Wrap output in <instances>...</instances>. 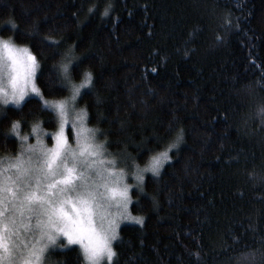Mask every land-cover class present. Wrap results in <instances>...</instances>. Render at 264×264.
<instances>
[{"label":"trees","instance_id":"trees-1","mask_svg":"<svg viewBox=\"0 0 264 264\" xmlns=\"http://www.w3.org/2000/svg\"><path fill=\"white\" fill-rule=\"evenodd\" d=\"M0 34L37 57L47 99L70 88L44 38L60 40V51L75 46L79 73L91 71L94 83L79 106L123 163L143 166L183 129L171 162L131 189L130 211L144 222L120 224L111 264H240L249 252L264 264V181L249 177L264 174V0H0ZM54 117L34 95L0 101V157L22 148L13 120L27 143L39 122L48 145ZM46 264L88 261L72 244L50 249Z\"/></svg>","mask_w":264,"mask_h":264},{"label":"snow or ice","instance_id":"snow-or-ice-1","mask_svg":"<svg viewBox=\"0 0 264 264\" xmlns=\"http://www.w3.org/2000/svg\"><path fill=\"white\" fill-rule=\"evenodd\" d=\"M94 8L95 5L90 7L89 12ZM110 11L109 4L102 15L107 16ZM224 26L233 25L225 21ZM44 39L57 49L60 60L53 67L60 76L59 83L70 88L69 96L45 98L35 83L39 68L37 57L28 47L17 48L9 40L0 38V64L10 61L12 69L8 81L11 90L0 85V101L20 105L25 96L33 93L42 108L55 114L57 124L50 134L55 143L48 147L42 139L46 130L39 122L31 129L36 134L34 144L27 143L29 134H20L19 120L11 122L9 131L22 142V151L14 162L5 166L7 174H4L5 168H0V264H42L45 253L56 245L59 237H65L68 244L78 243L88 264H101L105 259L111 264L116 255L112 243L118 239L120 223L142 225L144 218L130 211L133 185L126 182L125 169L116 166V157L107 152V138L97 140L101 130L87 126L86 107H76L81 90L94 88L92 72L79 73L80 57L75 55L74 45L60 51V40ZM74 74L81 75L79 82L75 81ZM257 114L264 117V107ZM69 135L74 137L75 147L69 142ZM183 138V129L177 128L173 137L162 139L160 147L153 150L143 166L132 160L135 171L131 176L141 191L145 173L159 175L165 164L171 162L170 153L179 150ZM249 177L264 181V174L253 172ZM22 230L34 238L24 240ZM254 255L242 253L240 264H252Z\"/></svg>","mask_w":264,"mask_h":264},{"label":"rangeland","instance_id":"rangeland-1","mask_svg":"<svg viewBox=\"0 0 264 264\" xmlns=\"http://www.w3.org/2000/svg\"><path fill=\"white\" fill-rule=\"evenodd\" d=\"M0 38H3L4 40H9V42L10 43H12L13 45H15L17 48H19V47H25L24 45H20V44H18V43H16V42H14V41H11L10 39H8V38H5V37H3L1 34H0ZM30 50V49H29ZM31 51V50H30ZM34 55V54H33ZM10 61H8L7 62V64H0V85H2V86H4V87H7L9 90H11V86H10V84L8 83V81H9V79H10V74L12 73V69L9 67V65H10ZM37 72H38V69H37V71H36V74H35V83L37 84V80H36V75H37ZM37 86H38V84H37ZM39 87V86H38ZM31 95H34L35 96V94H33V93H29L27 96H25V98H24V100L23 101H21V103H20V105L25 101V99L26 98H28L29 96H31ZM2 102V101H1ZM8 104H11V105H16L14 102H12V101H9V103ZM80 104H79V97H78V99H77V103H76V107L77 108H80V106H79ZM16 106H19V105H16ZM87 126H88V124H87ZM89 127V126H88ZM66 133H67V127H66ZM97 140H103V138L101 137V135H100V132L99 133H97ZM46 142V141H45ZM69 142L73 145V147H75V139H74V137L72 136V138H70L69 137ZM35 143V138L33 139V141L31 142V144H34ZM55 143V141L53 140V139H51V143H49L48 145H47V143L45 144L46 146H48V147H52V145ZM27 145H24L23 147H26ZM107 149V148H106ZM21 151H22V148L20 149V152L17 154V155H19L20 153H21ZM108 152V151H107ZM111 153V152H110ZM112 154V153H111ZM113 156H115L116 157V159H117V167L118 168H124L125 169V171H126V173H128V175L126 176V182L127 183H132V182H135V180H134V178L131 176V172H133V171H135V168L132 166V165H130V164H125V163H123L122 161H121V158L120 157H118V156H116V155H114V154H112ZM14 156H10V155H3V156H1L0 157V168H5V166L6 165H8L9 163H12V162H14ZM7 169L5 168V173L4 174H7ZM0 175H2V174H0ZM133 188H138L137 186H136V184L135 185H133ZM132 188V189H133ZM130 191H131V189H130ZM130 196H131V192H130ZM130 205H131V203H130ZM130 205H129V208H130ZM114 210V209H113ZM34 222V221H33ZM124 222H129V221H122L120 224H122V223H124ZM22 234H23V238H24V240H26V241H29V240H32L34 237H33V235L32 234H29V233H23V230H22ZM116 241V240H115ZM115 241H113V243H112V246H113V248H114V243H115ZM73 244H76V245H79L78 243H73ZM66 245H72V244H68L67 243V239L65 238V237H59L58 239H57V241H56V245L55 246H59V247H64V246H66ZM55 246H50L49 247V249H48V251L50 250V249H52V248H54ZM80 246V245H79ZM47 251V252H48ZM47 252L45 253V255H44V259H43V261H42V264H46V255H47ZM114 258V257H113ZM105 263H108V261L105 259V260H103L102 262H101V264H105Z\"/></svg>","mask_w":264,"mask_h":264}]
</instances>
